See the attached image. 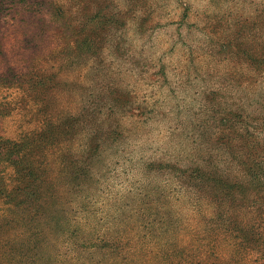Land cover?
I'll list each match as a JSON object with an SVG mask.
<instances>
[{"label": "rangeland", "instance_id": "rangeland-1", "mask_svg": "<svg viewBox=\"0 0 264 264\" xmlns=\"http://www.w3.org/2000/svg\"><path fill=\"white\" fill-rule=\"evenodd\" d=\"M3 76L25 83L0 87L17 100L1 136L62 171L98 146L94 207L147 202L185 242L211 215L191 167L240 176L236 146L264 160V0H0Z\"/></svg>", "mask_w": 264, "mask_h": 264}, {"label": "trees", "instance_id": "trees-1", "mask_svg": "<svg viewBox=\"0 0 264 264\" xmlns=\"http://www.w3.org/2000/svg\"><path fill=\"white\" fill-rule=\"evenodd\" d=\"M11 80L0 77V87L25 83ZM24 93L15 99L30 94ZM14 101L0 98V118L11 114ZM24 144L0 135V264H264V160L242 158L238 150L248 152L240 146L229 151L240 176L210 163H195L187 175L186 187L211 208L195 243L181 240L169 217L151 219L170 212L147 202L95 208L98 146L84 157L61 148L73 163L62 171L58 160L55 168L54 159ZM140 194L144 201L151 196ZM19 224L23 233L11 236ZM133 229L137 240L122 237Z\"/></svg>", "mask_w": 264, "mask_h": 264}]
</instances>
